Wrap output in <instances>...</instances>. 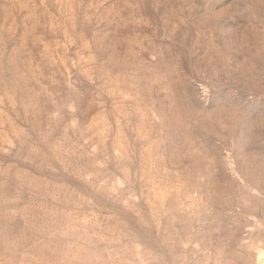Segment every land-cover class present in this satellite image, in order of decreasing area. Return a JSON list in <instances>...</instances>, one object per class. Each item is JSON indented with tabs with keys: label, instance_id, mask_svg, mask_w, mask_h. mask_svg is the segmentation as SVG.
<instances>
[{
	"label": "rangeland",
	"instance_id": "374dc122",
	"mask_svg": "<svg viewBox=\"0 0 264 264\" xmlns=\"http://www.w3.org/2000/svg\"><path fill=\"white\" fill-rule=\"evenodd\" d=\"M0 264H264V0H0Z\"/></svg>",
	"mask_w": 264,
	"mask_h": 264
}]
</instances>
